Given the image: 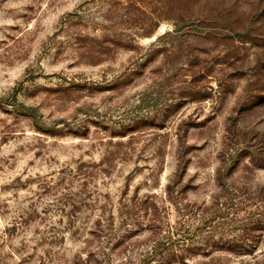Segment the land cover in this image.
Segmentation results:
<instances>
[{
	"label": "rangeland",
	"instance_id": "rangeland-1",
	"mask_svg": "<svg viewBox=\"0 0 264 264\" xmlns=\"http://www.w3.org/2000/svg\"><path fill=\"white\" fill-rule=\"evenodd\" d=\"M0 264H264V0H0Z\"/></svg>",
	"mask_w": 264,
	"mask_h": 264
}]
</instances>
